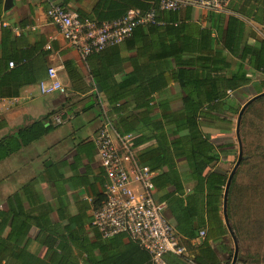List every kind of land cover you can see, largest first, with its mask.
<instances>
[{
	"label": "crops",
	"instance_id": "0c3cea01",
	"mask_svg": "<svg viewBox=\"0 0 264 264\" xmlns=\"http://www.w3.org/2000/svg\"><path fill=\"white\" fill-rule=\"evenodd\" d=\"M150 3L151 0H11L6 5L5 0H0V121L4 123L0 138L44 119L53 125L55 118H59L63 126L77 127L62 138L47 139L42 154L32 149L33 143L0 162V211L11 214L15 210L24 219L21 223L10 220L2 237L15 231L17 234L23 223L17 236L21 240L29 226L23 244L39 258L64 257L68 264H84L86 249L90 244H97L95 235L100 237L91 222L93 210L102 200L106 178L93 137L103 122L90 97V90L96 94L90 71L96 74L106 91L114 93L119 86H127L124 91L118 90L125 93L119 95L123 105L119 116L121 124L137 138L141 131L148 134L149 140L136 146L137 158L140 164L155 171L153 198L164 205L163 213L174 230L176 222L172 208L176 209L179 218L184 216L182 225L188 234H194L190 227L203 226L196 238L176 231L186 256L201 258L204 264H225L229 258L228 249H234L225 225L223 199L216 216L209 215L204 198L193 199L195 182L186 162L177 158L176 148L170 143L175 138L172 133L176 127L165 125L162 118L167 113L177 114L183 108L178 84L170 78V70L177 69V65L163 58L165 46L158 45L167 35L144 31L142 35L134 36L136 39L129 40L128 45L121 43L107 47L99 55L90 56L86 63L80 50L67 43L46 16L49 4H57L81 19L99 25L117 21L128 9L136 10ZM217 14L191 8L188 17L186 10L180 12V17L185 23L211 29L213 16ZM222 15L239 17L245 22L246 29L257 39L264 40V0L249 3L232 0ZM186 34L195 35L189 31ZM216 36L217 31L212 30L211 38ZM253 41L249 39L248 42ZM65 61L78 66L82 76L79 89L70 90ZM11 62L13 67H9ZM49 68L57 70L60 82L66 88L65 94L40 95L39 83L48 82ZM250 76L248 85L231 92L235 106L250 91L255 95L263 93L259 86L260 73L254 72ZM148 85L158 89L151 91ZM137 86L148 87L146 94L136 95L134 89ZM160 103H168L169 111L162 113L158 108ZM109 119L116 130V122ZM55 127V130L59 128ZM83 129L87 131L78 137ZM204 131L217 138L230 137L231 129L222 135H214L211 128ZM85 134L89 135L83 137ZM45 149L52 153L48 158H44ZM230 159L231 156L223 158L215 168L226 172ZM179 201L182 204L178 205ZM187 204L190 217L186 215ZM218 219L226 228L224 236H221L224 227L215 222ZM118 236L125 244L130 241L125 235ZM241 237L242 240L237 242L236 264H264V235ZM203 242L211 250L200 247ZM48 245L51 250L47 252ZM96 256L100 258L97 252Z\"/></svg>",
	"mask_w": 264,
	"mask_h": 264
},
{
	"label": "trees",
	"instance_id": "16d2710c",
	"mask_svg": "<svg viewBox=\"0 0 264 264\" xmlns=\"http://www.w3.org/2000/svg\"><path fill=\"white\" fill-rule=\"evenodd\" d=\"M158 1L151 0L150 4L138 7L136 10L145 13L155 9L156 19L161 25L138 26L121 43L128 45L129 40L136 39L134 36L142 35L144 31H148L150 34L164 32L167 35L160 40L158 45L165 46L163 58L174 61L177 65V69L170 70V78L178 84L183 108L177 114L167 113L162 118L165 125L172 124L176 127L174 133H172L175 138L170 143L174 149L176 148L177 158L186 162L192 180L195 182L193 199L199 201V199L202 200L204 198L208 206L209 215L216 216L219 212V205L223 199L229 174L215 167L219 162L223 161V158L234 156L236 149L231 139L212 138L211 134L206 133L204 129H214L217 134L230 131L229 128L232 122L227 114L238 116L241 106H235L234 99L227 92H236L248 85L251 81L250 75L252 73H260L261 81L259 86L264 92V40L257 39L251 31L246 29L245 22L237 16H224L218 13L213 16L211 29L203 28L198 25L185 23L184 19L180 17L182 10H186V17H188L191 8L188 7L174 12L159 11L157 9ZM250 1L252 0H246V3ZM258 1L260 0H255V2ZM129 10L131 9L127 11ZM241 11L244 12V10ZM212 30L217 31V36L214 39L211 38ZM245 30L246 32L248 30L247 34H245ZM187 31L195 35L186 34ZM249 39L254 40L253 43H249ZM104 50L105 48L98 53H90L84 56L86 63L90 56L99 55ZM64 68L71 82L70 90L79 89V85H82V76L78 66L72 61H65ZM90 74L97 94L106 105L108 116L113 122H116V131L121 134H130L129 130L122 127L119 117L123 108L120 103V96H124L125 93H120L118 90L124 91L127 86L121 85L116 92H109L100 84V80L97 79L93 71H90ZM148 87L151 91L158 89L152 85H148ZM148 87L137 86L134 89V93L136 95L146 94ZM90 97L94 101V106L99 110L102 122H104L103 111L100 109L97 96L95 93H91V90ZM259 101L264 102V96L252 103ZM158 108L162 113L169 111L168 103H160ZM149 110L151 111L152 108H149ZM3 127L4 123L0 121V129ZM55 128L54 125L44 119L35 121L28 126L20 127L12 134L2 136L0 138V162L19 152L22 148L39 141ZM133 135V149L137 157L136 146L145 143L149 138L147 137L148 134L142 131L138 133V138L135 134ZM240 135L241 130L239 127V139L241 141ZM263 136L264 132L261 134V137ZM256 157L262 160L264 166L263 149L256 153ZM248 161L247 159L243 160L238 169ZM238 169L231 181L226 201L227 221L236 242L240 239L242 240V235L254 238L252 232H254V227L258 226L257 223H254L252 226L253 230L247 231L242 223L237 222L236 224L235 221L233 223L230 221L235 216L234 209L237 208L234 190L236 189V178L240 171ZM206 170L208 171L205 172ZM259 180L258 177L253 180L251 190L254 193L263 190V187L259 186ZM180 204H182V201H179L178 205ZM185 210L187 217H190L188 204ZM172 212L176 222L175 229L177 233L188 235L189 238H196L197 233L203 226L198 228L190 227L194 234H188L182 225L184 216L179 218L174 208H172ZM244 213L248 216L249 211ZM10 220L14 223L24 222L22 215L20 216L15 210L11 214L0 211V264H68L66 260L64 261V257H48L45 259V257L39 258L38 255L33 254L29 247L23 244L26 236H28L29 226L24 230L21 240L17 237L20 230L24 227L23 223L20 224L17 234L15 231L2 237ZM215 222L219 226L224 227V232H222L221 236L226 235L227 232L223 222L219 221V219L215 220ZM210 232L214 234V230ZM118 238H121V236L115 235L107 239H101V237L95 235L97 244H90L86 249L87 258L84 260V264H153L149 254L137 244L130 241L125 244ZM202 246H205V251L211 250L206 245V242L200 245V247ZM50 250L51 247L48 245L47 252ZM95 252L100 255V258L95 257ZM228 254L229 258L225 264H231L234 249H228ZM189 256L167 255L165 260L168 264H204L201 262V258H190ZM240 257L243 258L244 256L241 255Z\"/></svg>",
	"mask_w": 264,
	"mask_h": 264
},
{
	"label": "built area",
	"instance_id": "2783aa9c",
	"mask_svg": "<svg viewBox=\"0 0 264 264\" xmlns=\"http://www.w3.org/2000/svg\"><path fill=\"white\" fill-rule=\"evenodd\" d=\"M232 0H159V11H178L184 8L210 13H226ZM46 16L62 38L78 48L82 56L121 43L138 26L161 25L156 10L142 13L131 9L119 20L95 24L81 19L57 4H49ZM9 63V67H13ZM48 82L39 83L42 96L65 94L57 70L47 69ZM231 96V92H227ZM105 120L93 137V144L106 178L102 201L93 210L91 225L101 238L125 235L146 251L153 264H168L167 255L185 257L176 231L166 219L162 203L153 198L155 171L139 163L133 149V134L117 132L107 114L106 105L96 92ZM56 126L63 124L55 118ZM203 236V232L200 233Z\"/></svg>",
	"mask_w": 264,
	"mask_h": 264
},
{
	"label": "rangeland",
	"instance_id": "374dc122",
	"mask_svg": "<svg viewBox=\"0 0 264 264\" xmlns=\"http://www.w3.org/2000/svg\"><path fill=\"white\" fill-rule=\"evenodd\" d=\"M254 96L256 95L253 94V91H250V93H247L244 97H241L242 99H240L236 105L242 106L246 101L253 98ZM229 119L232 122V125L230 126V137H217L231 139L235 145L236 154L231 156V159L225 168L228 174H230L238 157V143L235 134L237 115H230ZM55 123L56 122L54 121V126H56ZM63 124L58 125L57 127L59 128L56 130L54 129L53 132H50V134L35 142L32 149L42 154L43 146L47 139L57 140L56 136L62 138L70 134L72 131L77 130V127L75 126H63ZM240 130L243 156L248 157L247 160L249 161L238 169L240 171L236 178V189L234 190V196L237 203V208L234 209V221H236V224L237 222L242 223L243 227L247 231L253 230V224L257 223L258 226L256 228L254 227V232H252V236L257 238L258 236L264 235V166L262 160L259 157H256V153L258 151L261 149L264 151V136L261 137V134L264 132V102H254L246 109L241 120ZM84 131L87 130L83 129V131L78 133L77 136L80 137ZM213 134L222 135L224 133L217 134L214 131ZM88 135L89 134H85L83 137ZM51 155L52 153L47 152L46 155H44V158H48ZM256 177L260 179L259 186L263 187V190L258 193H254L251 190L253 180ZM245 211H249L248 216L246 213H244Z\"/></svg>",
	"mask_w": 264,
	"mask_h": 264
},
{
	"label": "water",
	"instance_id": "95a60500",
	"mask_svg": "<svg viewBox=\"0 0 264 264\" xmlns=\"http://www.w3.org/2000/svg\"><path fill=\"white\" fill-rule=\"evenodd\" d=\"M11 0H5V4L8 5L10 3ZM264 96V92L263 93H260L256 96H254L253 98L249 99L248 101H246L239 113H238V116H237V120H236V128H235V134H236V139H237V143H238V157H237V160L235 162V165L234 167L232 168L230 174L228 175V179H227V182H226V185H225V190H224V195H223V215H224V220H225V225L232 237V240H233V243H234V255H233V258H232V261H231V264H236V261H237V254H238V246H237V242H236V239L233 235V233L231 232L230 228H229V225H228V221H227V215H226V201H227V195H228V191H229V188H230V184H231V181L238 169V167L240 166V163L243 161V160H246L247 157L243 156V152H242V145H241V141L239 139V127H240V122H241V118H242V115L243 113L245 112L246 108L253 102L255 101L256 99L260 98Z\"/></svg>",
	"mask_w": 264,
	"mask_h": 264
}]
</instances>
